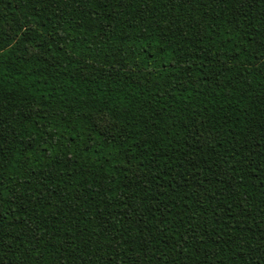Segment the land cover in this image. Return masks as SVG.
Listing matches in <instances>:
<instances>
[{
	"label": "trees",
	"instance_id": "16d2710c",
	"mask_svg": "<svg viewBox=\"0 0 264 264\" xmlns=\"http://www.w3.org/2000/svg\"><path fill=\"white\" fill-rule=\"evenodd\" d=\"M0 264H264V0H0Z\"/></svg>",
	"mask_w": 264,
	"mask_h": 264
}]
</instances>
